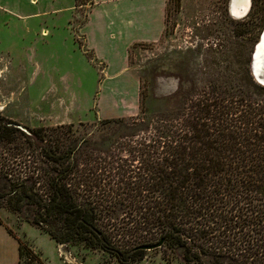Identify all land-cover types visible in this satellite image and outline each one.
I'll list each match as a JSON object with an SVG mask.
<instances>
[{"label": "trees", "instance_id": "16d2710c", "mask_svg": "<svg viewBox=\"0 0 264 264\" xmlns=\"http://www.w3.org/2000/svg\"><path fill=\"white\" fill-rule=\"evenodd\" d=\"M187 116L124 127L105 150L0 117V208L59 243L134 244L122 264L159 240L183 264H264V103L199 101ZM29 253L19 241L18 262Z\"/></svg>", "mask_w": 264, "mask_h": 264}, {"label": "rangeland", "instance_id": "374dc122", "mask_svg": "<svg viewBox=\"0 0 264 264\" xmlns=\"http://www.w3.org/2000/svg\"><path fill=\"white\" fill-rule=\"evenodd\" d=\"M42 1L48 5L43 19L67 20L75 38V28L85 18L90 0H70L65 6H56L57 0ZM229 1L167 0L166 27L161 38L155 42H137L129 48V64L139 79V97L133 112L116 118L95 115L89 121H75V90L80 94L86 91L81 87L75 89V74L69 69L73 61L74 64L78 61L72 55L67 59L66 54L70 52L66 47H63L62 61L56 59L48 47L41 52L43 67L39 76L45 77L48 87L29 85L36 61L31 52L30 59H26L28 54L23 61L22 73L12 68L1 78L12 81L17 90L1 87L3 95H9L10 108L0 110V117L15 121L21 129L63 126L61 131H50L53 141L45 143L48 145L61 146L55 138L61 140L64 133V146L83 143L85 149L105 150L129 139L126 135L132 132L123 133L124 127L141 134L148 132L150 124L154 125L159 118L176 117L178 122L183 121L199 101L235 100L238 104V98H244L264 103V89L253 88L264 85L255 78L251 68L254 47L264 27V0H252L247 14L238 18L230 13ZM17 3L23 12L39 9L29 6L25 0ZM75 7H78L76 11ZM66 8L71 16H58ZM76 38L82 45L81 37L76 35ZM13 60L12 65H16L19 59L16 56ZM4 81L1 80V84ZM97 95L98 87L94 99ZM26 99L36 101L31 114L24 110ZM60 101L64 103L62 107ZM90 110L96 112L97 106H91ZM7 111L15 113L17 120L9 118ZM117 119H124L123 123L112 121ZM0 221L17 242L30 250L19 264H122L116 251L134 245L110 244L113 248L110 251L80 241L59 243L43 229L32 226L4 207L0 208ZM165 251L166 246L146 250L137 264H183L177 258H165Z\"/></svg>", "mask_w": 264, "mask_h": 264}, {"label": "crops", "instance_id": "0c3cea01", "mask_svg": "<svg viewBox=\"0 0 264 264\" xmlns=\"http://www.w3.org/2000/svg\"><path fill=\"white\" fill-rule=\"evenodd\" d=\"M17 2L0 0V110L10 108L9 95H3L1 87L17 90L12 81L1 79L6 71L14 68L16 73H22L23 61L28 54L26 59H30L32 52L36 61L29 85L48 87L45 77H39L43 67L41 52L50 47L56 59L62 61L63 47H66L70 52L66 54L67 59L72 55L78 61L69 66L75 74V89L86 90L83 94L75 90V121H89L95 115L116 118L134 111L139 97V79L129 64V48L137 42H155L161 38L166 27L167 0H90L85 18L75 28V38L67 20L43 19L48 5L42 0H25L29 6L39 8L30 12H23ZM69 2L57 0L54 4L65 6ZM70 13L66 8L58 16L69 17ZM76 35L83 40L82 45ZM16 56L19 60L12 65ZM1 80L4 83L1 84ZM97 87L98 95L94 99ZM35 103L33 99H26L23 109L31 114ZM60 104L62 107L63 101ZM93 105L97 106L96 112L90 110ZM7 113L9 118L17 120L15 113ZM18 261V242L0 222V264H17Z\"/></svg>", "mask_w": 264, "mask_h": 264}, {"label": "bare ground", "instance_id": "6f19581e", "mask_svg": "<svg viewBox=\"0 0 264 264\" xmlns=\"http://www.w3.org/2000/svg\"><path fill=\"white\" fill-rule=\"evenodd\" d=\"M252 0H230L229 11L233 17L238 18L247 14ZM253 70L255 75L264 82V31L261 39L258 40L253 59Z\"/></svg>", "mask_w": 264, "mask_h": 264}, {"label": "water", "instance_id": "95a60500", "mask_svg": "<svg viewBox=\"0 0 264 264\" xmlns=\"http://www.w3.org/2000/svg\"><path fill=\"white\" fill-rule=\"evenodd\" d=\"M263 31H264V27H263V29H262V31H261V34H260V36H259V39H261L262 34H263ZM256 45H257V43H256ZM256 45H255V47H254V51H253L251 68H252V73H253V75L255 76V78H256L260 83H262V84L264 85V82L261 81V80L255 75L254 70H253V59H254V52H255V49H256ZM261 75L264 76V73H261ZM162 245H163V240H159V241H157V242H155V243H153V244H143V245L140 246V248H142V249H144V250H154V249L160 248Z\"/></svg>", "mask_w": 264, "mask_h": 264}]
</instances>
